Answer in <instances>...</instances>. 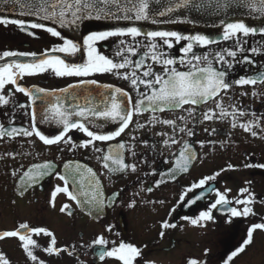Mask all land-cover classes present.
I'll use <instances>...</instances> for the list:
<instances>
[{
	"label": "flooded vegetation",
	"instance_id": "flooded-vegetation-1",
	"mask_svg": "<svg viewBox=\"0 0 264 264\" xmlns=\"http://www.w3.org/2000/svg\"><path fill=\"white\" fill-rule=\"evenodd\" d=\"M29 31H35L37 35L29 36L13 25L0 26V53L4 50L41 53L53 47L54 42L62 43L45 31L31 29ZM120 39L131 43L129 37H112L97 42L96 46L102 54L119 61L120 57L115 54ZM138 39L144 42L143 38ZM242 39L247 40L243 45L247 51L243 55H248L253 63H237L236 61L243 59L238 52L236 60L233 61L234 66L228 70L229 81L264 72V54L250 52L252 47L264 48V37L250 35ZM185 43V41L176 43L172 49L165 47L164 51L179 59L182 55L180 50ZM234 48V41L222 40L207 47H197L195 51L198 55L207 53L211 58L212 54L221 49ZM60 55L63 58V54ZM134 59H139V56ZM216 66L220 67V65ZM154 67L158 70L160 66L154 65ZM181 70L186 69L181 68ZM79 79L81 78L56 77L49 71L26 76L21 81L25 87L45 88L52 93L44 97L43 101L37 100L35 104L37 126L49 138L58 135L62 127L55 121L40 122L41 115L49 106V102L55 103L57 97L65 95L59 92V89L67 88L70 83L76 84ZM86 79H97L98 85H81L74 91L69 90L77 97L76 103L81 105L85 104L86 98L98 103L102 98L101 93L107 94L99 87L100 84L112 83L116 87H124L125 90L130 87L127 81L109 73L95 74ZM130 94L136 96L135 91ZM20 103L28 104L30 101L17 93L9 105H0V124L8 128L29 127L31 109L18 108L17 104ZM231 103L238 104L240 109L247 113L240 122L256 120L260 123V127L255 129L257 131L255 137L244 132L239 126L232 128L230 118L203 121V112L207 111L209 106H214L210 102V105L196 108L199 120L188 117L183 109L156 113L161 120L185 116L186 120L178 121V125L181 127L186 125L187 129H191L193 132L191 136L187 134V130L180 133L178 130L174 132L171 126L149 124L152 113L145 112L134 117V122L121 137L110 142H96V146L104 148L105 152L109 146L124 142L136 153L135 156L131 151L124 153L126 163L137 165L136 172L126 170L111 173L103 167L102 161L97 159L101 153H96L91 146L72 147L73 144L79 145L88 139L85 133L76 129L68 133L72 137L69 144L44 145L35 136H6L0 139V157H2L0 159V233L15 230L23 222L28 223L30 227H44L53 232L57 247L76 246L71 256L66 252L49 255L43 249L51 238L43 234L34 235L32 238L38 244L34 249L35 254L44 264H119L113 258L100 261L96 249L89 247L91 241L101 234L110 241L123 240L140 248L141 256L137 257L136 264H187V261L193 258L199 259L200 264H264V230H257L253 234V243L247 246L244 252L229 259L232 252L246 239L251 224L264 222V168L245 167L247 164H264V85L234 84L225 96V106ZM137 123L144 124L145 127L138 128ZM116 126L108 124L100 131L113 130ZM212 129L216 131L213 132ZM160 133L166 135L161 136ZM133 136L136 137L135 141L131 139ZM169 137H173L178 143L165 145L163 140ZM185 141L196 151L197 159L188 165L187 172L177 171L174 179L168 177L170 179L164 180L167 175L161 174L167 173L175 165L179 150ZM9 153L12 155H8ZM45 162L53 163V174L44 177L38 184L28 187L21 195L19 185L22 182L23 172L33 164ZM64 164L72 166L79 164L84 169L91 168L100 180V189L106 200L112 198L114 193H120L116 198L117 202L105 207L104 212L97 217L89 214L75 201H70L66 194L58 193L53 207L52 192L58 185L63 186V182L58 179L55 172L63 174ZM229 165L232 167L229 168ZM14 171L16 175L12 174ZM216 172H220V175L215 181H210L203 188L187 191L192 184ZM161 179L164 182L157 187L156 181ZM249 181L251 183H248ZM148 187H152L153 191L147 192ZM245 187L253 193L252 203L218 206L213 210V220L201 222L202 226L191 224V219L197 218L214 202L217 190L230 188L229 199L235 201L247 196L246 193L244 196L239 194L240 189ZM87 190L85 186V191ZM186 192L184 200H181V196ZM197 196L201 198L196 199ZM132 200H135L136 204L130 208L128 205ZM193 200L194 202L188 205ZM160 201L164 203L161 204ZM65 203L71 204L73 215L60 212V208ZM245 206L250 207L254 214L233 217L228 211L230 207L242 210ZM165 220L176 224L177 227L163 229L161 225ZM109 225L112 226V231L106 232L105 229ZM161 231L165 233L163 237L160 236ZM0 253L8 259L9 264H34L23 251L18 238L0 240Z\"/></svg>",
	"mask_w": 264,
	"mask_h": 264
},
{
	"label": "snow or ice",
	"instance_id": "snow-or-ice-1",
	"mask_svg": "<svg viewBox=\"0 0 264 264\" xmlns=\"http://www.w3.org/2000/svg\"><path fill=\"white\" fill-rule=\"evenodd\" d=\"M161 0H0V3L11 5L13 9L16 6L27 9L26 13L37 16L42 21H51L53 25L59 24L63 27L78 26L79 22L91 20L93 18L99 20L102 17H114L126 21H148L152 24L164 23L166 21L159 20L156 17H165L170 13L178 11L183 14V10L200 11L207 10L204 0H169L167 5L161 8L154 7L160 4ZM228 9L233 11L237 9H247L249 13H257L264 15V0H215L212 10L220 13L226 12ZM4 9H0L2 13ZM167 22L174 23L175 20L169 19ZM188 22H194L188 21ZM222 26L221 37L215 38L205 34L184 35L177 31L153 30L144 31L138 26L114 27L105 31L91 32L83 37L82 43L73 39H67L54 26H47L40 22L27 23L23 19H14L11 16L0 15V26L7 27L9 25L16 26L21 32L27 33L29 36L35 37L37 33L31 30H43L50 34L51 37L58 38L62 43H55L50 49L37 53L35 51L21 52L4 50L0 53V105L7 106L12 102V98L17 93L28 98L30 103L17 104L20 109H31L30 125L24 127H5L0 124V139L4 137H37L44 145H59L60 143L69 144L72 137L68 133L73 130H79L88 137L83 143L72 147L88 148L91 146L96 153H101L97 157L102 161V165L111 173L124 172L131 170L137 171L135 163L129 164L125 161V151H131L133 156L136 155L124 142H118L114 146H109L107 151L102 147L96 146V142H110L121 137L125 130L134 122V117L142 115L145 112H151V120L149 124H162L171 126L173 131L184 133L187 130L189 136L193 135L191 129L187 126H179L178 121L183 122L186 117L180 115L176 119L161 120L156 113L165 111L175 112L177 109H183L188 117L199 120L196 115V108L203 105H210L207 111L203 112V121H212L215 119L231 120V127H240L244 132L250 133L253 137L257 135L256 128L260 127V123L256 120H247L240 122L241 118L247 113L240 109L238 104L231 103L225 106V96L233 85H264V72H258L255 76H242L235 81L228 80V70L232 68L233 61L236 60L238 52L243 56L242 61L237 63L252 64L253 61L248 55H243L245 51L244 44L247 40L243 38L260 34L264 37V27H252L243 20L234 22H225L220 20ZM129 37L131 43L124 39L119 40L116 56L120 57L119 61L102 54L97 48V42L105 41L109 38ZM143 37L144 42L140 39ZM234 41L235 48L232 50L221 49L219 52L212 54H197V47H207L217 44L219 40ZM185 41L182 46V55L177 59L164 51V48L172 49L174 44ZM252 54H264V48L252 47ZM60 54H63V58ZM79 54V56H78ZM139 56V59L134 57ZM72 58L69 60L68 58ZM24 58V59H20ZM231 58V59H229ZM149 61L151 63H149ZM154 65H159L157 70ZM216 65H220L217 67ZM179 66V67H178ZM184 68L186 70H181ZM51 72L56 77H79L76 84H68L67 88L59 89V92L65 94L63 97H57L55 103L49 102L44 113L41 115L40 122L55 121L61 125L62 131L52 138L43 134L37 126V113L35 104L37 100L43 101L44 97L52 95L45 88H28L21 81L26 76H34ZM109 73L130 85L128 90L124 87H116L112 83L100 84L99 87L105 90L101 93V99L96 103L91 98H86L84 105L76 103L77 97L70 93L69 90H75L81 85H98L97 79H86L95 74ZM10 86V87H9ZM136 92L133 97L130 93ZM255 95V93H253ZM190 106V107H185ZM255 114H253L254 116ZM117 125L113 130L100 131L105 129L106 125ZM138 128L145 127L144 124L137 123ZM207 131V129H206ZM213 132L216 129H212ZM161 136L166 135L160 133ZM133 141L136 137H131ZM165 145L177 144L178 141L173 137L164 139ZM203 147V142H201ZM8 155H12L9 153ZM14 158V156H13ZM2 159V157H0ZM197 159L196 151L188 142H184L179 150L175 165L168 170L167 175L174 179L177 171L187 172L188 165ZM229 168L232 166L229 165ZM245 167L264 168V164L252 165L247 164ZM54 165L51 162L42 164H33L30 168L23 172L21 176V184L19 185L20 194L23 195L28 187L38 184L44 177L53 174ZM64 173L55 172L59 180L63 182V186H57L52 192V206H55V197L58 193L66 194L70 201H75L78 206L84 207L89 214L100 216L105 207L114 205L120 193H114L112 198H106L100 189V180L96 173L91 169H84L81 165L64 164ZM223 171V170H222ZM87 173V175H85ZM16 175L14 171L12 173ZM220 175L216 172L213 175L206 176L194 183L187 190L191 192L193 189L203 188L210 181H215ZM163 179L156 181L158 187L163 183ZM248 183H251L250 181ZM87 186V191H85ZM147 192H152L153 188L148 187ZM230 188L223 191L215 192L214 202L206 211H203L195 219H191L192 225H201L203 221L213 220V210L218 206L226 207L232 203L247 205L253 202V193L249 188H241L239 194L247 196L244 199L230 200L228 193ZM181 200H184V196ZM197 196L196 199H200ZM15 203V201H14ZM159 203H164L160 201ZM135 200L128 205L134 207ZM231 216H248L252 213L250 207H243L242 210L237 207L228 208ZM61 213L73 215L71 204L65 203L60 208ZM187 219V218H186ZM163 229L176 228L177 225L167 220L162 222ZM257 230H264V222L252 223L247 230V237L242 244L232 252L229 259L245 251L246 247L253 243V234ZM106 232L112 231L109 225L105 229ZM50 237V242L43 249L49 255H60L67 253L73 255L76 248L75 245L69 247H57V240L53 232L44 227H30L28 223H20L15 230L3 231L0 233V240L5 238H18L21 247L27 257L34 264H44L35 254L34 249L38 247L37 241L32 237L34 235ZM165 233L160 232L163 237ZM111 245V246H110ZM83 247V245H81ZM89 247H94L97 251L98 259L104 261L106 258H113L119 264H136L137 257L141 256V249L136 245L123 240L110 241L103 234L96 236ZM72 250H69V249ZM0 264H9L8 259L0 253ZM187 264H200V260L193 258L187 261Z\"/></svg>",
	"mask_w": 264,
	"mask_h": 264
},
{
	"label": "water",
	"instance_id": "water-1",
	"mask_svg": "<svg viewBox=\"0 0 264 264\" xmlns=\"http://www.w3.org/2000/svg\"><path fill=\"white\" fill-rule=\"evenodd\" d=\"M168 2L169 0H161L160 4L154 5V7L161 8V10H163V6L167 5ZM214 2L215 0H204V3L208 6L207 10L188 11L187 9H185L183 10V14L178 11L176 13H170L165 17L157 16V19L166 21L159 24H152L151 20L126 21L123 19L118 20L114 17H102L99 20L95 18L91 20H84L82 22H79L78 26L61 28L59 24L53 25L51 21H42L37 16L22 14L27 12L26 8L22 9L19 6H16L13 9L11 5H5L2 3H0V9H4V11L0 13V15L11 16V18L14 19H23L27 23L40 22L44 23L47 26H54L62 33V35H64L65 38L73 39L81 43L83 37L87 36L91 32L105 31L114 27H126L133 25L142 28L145 32L153 30L177 31L184 35L200 33L215 38L221 37L222 34V26L220 24L221 19H223L225 22L243 20L246 24H249L252 27H264V15H260L254 12L249 13L247 9H237L235 11H233L232 9H228L226 12L221 11L220 13H217L216 11L212 10V5L214 4ZM169 19L175 20L176 22H167ZM193 20L194 22H188ZM220 41H222V39H220L219 42ZM166 177L167 178H165L164 180L170 179L168 178V176ZM193 202L194 200L189 202L188 205L192 204Z\"/></svg>",
	"mask_w": 264,
	"mask_h": 264
}]
</instances>
